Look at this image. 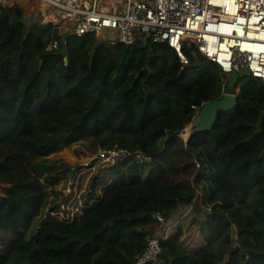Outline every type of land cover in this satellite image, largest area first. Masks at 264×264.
<instances>
[{"label":"trees","instance_id":"16d2710c","mask_svg":"<svg viewBox=\"0 0 264 264\" xmlns=\"http://www.w3.org/2000/svg\"><path fill=\"white\" fill-rule=\"evenodd\" d=\"M53 37L54 24L0 6V264H136L157 215L190 204L193 231L162 236L148 264H264V81L240 75L237 107L185 140L194 106L223 95L216 63L199 54L182 68L151 39L68 34L50 49ZM93 137L146 158L110 165L71 215L50 156Z\"/></svg>","mask_w":264,"mask_h":264},{"label":"built area","instance_id":"2783aa9c","mask_svg":"<svg viewBox=\"0 0 264 264\" xmlns=\"http://www.w3.org/2000/svg\"><path fill=\"white\" fill-rule=\"evenodd\" d=\"M38 1L43 22L54 24L61 36L53 37L50 49L59 48L68 34L107 33L116 36L117 41L112 44L151 39L173 48L182 68L190 64L186 51L196 49L216 63L224 77L243 71L264 81V0H111L112 9L105 5L107 0ZM1 5L12 6L15 2L0 0ZM194 108L197 116L201 108ZM192 126L193 121L182 130L185 140ZM129 155L146 158L123 148L100 149L98 153L99 158L114 163ZM157 218L162 225L172 222L162 215ZM162 236L169 235L148 237L147 248L136 264L158 260Z\"/></svg>","mask_w":264,"mask_h":264},{"label":"rangeland","instance_id":"374dc122","mask_svg":"<svg viewBox=\"0 0 264 264\" xmlns=\"http://www.w3.org/2000/svg\"><path fill=\"white\" fill-rule=\"evenodd\" d=\"M12 1L15 2V5H18L21 8L24 20L27 23H30L32 20L44 23V16L40 11V4L38 0H11V2ZM105 5L110 9L113 8L111 0H107V4ZM97 36L108 40L110 43H115V41H117L116 36H112L111 34L98 33ZM186 52L190 58L195 59L199 57V53L196 49ZM240 75L246 76L245 78L250 76V74L243 71L238 72L237 75L231 77L225 76L222 86L223 90L226 88V92L236 93L238 95L241 90V81L239 80L238 82L237 79ZM235 84H238L237 87ZM234 86L236 88L235 90H233ZM189 125L187 127H189ZM102 136H109V132L103 133ZM99 151L98 137H93L89 140L76 142L70 147H66L50 156L63 160L62 163L64 164V167L60 168V170L64 171L57 178L56 188L57 191H59L61 198L69 196L66 204L63 203V206H66V209L70 211L71 214H74L77 211V205L80 203L82 196L89 192L94 178L98 175H103L102 179H105L110 172L108 167L114 162H107L99 158ZM199 191L201 196H203L204 190L202 187ZM2 195L3 186L0 184V197H2ZM200 203L201 201L199 204ZM198 214L192 206L190 207V205H188V208L180 209V211H177L173 215L170 225H162L160 223L157 234L162 235V233H165V235H171L178 230V227L181 226V228L186 232L185 234L189 235V232L193 231V229L189 230L191 222L194 218L200 217ZM196 232H198V230ZM194 236L196 238V235Z\"/></svg>","mask_w":264,"mask_h":264},{"label":"water","instance_id":"95a60500","mask_svg":"<svg viewBox=\"0 0 264 264\" xmlns=\"http://www.w3.org/2000/svg\"><path fill=\"white\" fill-rule=\"evenodd\" d=\"M238 103V95L229 92L220 98L205 103L193 120V126L199 131L211 130L216 124L219 114L235 109Z\"/></svg>","mask_w":264,"mask_h":264}]
</instances>
